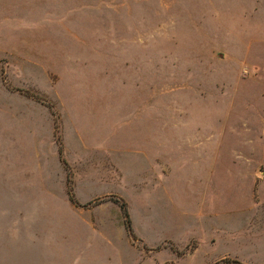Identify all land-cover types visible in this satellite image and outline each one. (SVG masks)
I'll return each mask as SVG.
<instances>
[{
  "label": "rangeland",
  "instance_id": "374dc122",
  "mask_svg": "<svg viewBox=\"0 0 264 264\" xmlns=\"http://www.w3.org/2000/svg\"><path fill=\"white\" fill-rule=\"evenodd\" d=\"M232 1L252 4L228 5ZM258 1L0 0V264H98L110 247L97 225L74 233L68 207L92 219L112 217L124 257L118 264H264V21ZM69 116L87 129L79 138L103 153L118 143L124 164L131 168L136 160L144 170L149 164L136 155L135 144L152 143L147 123L153 119L155 145L170 142L172 164L177 158L213 161V178L199 190L189 171L178 177L164 166L166 177L157 173L158 159L151 194L138 197L127 185L122 195L126 184L113 180V162L100 168L94 157L95 181L82 189L76 181L82 171L69 158L77 154L69 149ZM4 149L17 155L7 164ZM38 150L44 153L41 170ZM107 171L112 180L105 179ZM60 173L65 181L51 184L62 188L64 199L56 204L47 193L38 197L52 188L45 177ZM173 184L174 191L167 189ZM19 189L22 196L14 199ZM82 192L99 195H76ZM165 193L177 200L165 204L172 219L194 227L195 237L171 230L150 240L141 217L132 227L138 202L160 211ZM197 209L202 220L191 215ZM162 213L154 215L161 224ZM211 224L213 237L197 229Z\"/></svg>",
  "mask_w": 264,
  "mask_h": 264
},
{
  "label": "crops",
  "instance_id": "0c3cea01",
  "mask_svg": "<svg viewBox=\"0 0 264 264\" xmlns=\"http://www.w3.org/2000/svg\"><path fill=\"white\" fill-rule=\"evenodd\" d=\"M231 4L232 5H235V4H239V5L250 4L251 5L252 3H247V2L244 3L243 1L242 2L232 1L228 5H231ZM258 5H259V16H260L259 20L261 22H263L264 21V0H259ZM263 32H264V28L261 27V35L263 34ZM263 37H264V35L262 36V40L259 42L260 50L262 53H264V50H263L264 38ZM70 112H72V108L69 109V113ZM69 118L72 122L71 130H72V133L74 134V137L72 138L73 141L72 140H71L72 142L70 141L71 146L69 149H76L75 154L77 153L75 156L74 155L69 156V158H70L72 164L78 165L80 167L79 170L82 171L81 172L82 176L78 177L79 179L76 180L80 184V186L82 185V189L84 187H86V189H88L90 187L89 183L95 181L90 176V171H91L90 167L92 165L91 162H92L94 157H99V159L101 160L100 164L98 163L100 168L102 165H105L106 161H108V160L113 162V164L115 166V171H116V174H114L115 179L113 178V180H116L117 182H119L118 183L119 186L126 184L125 187L123 186L124 187L123 192L122 193L118 192L122 195H124V193H127L124 191L125 190L128 191L127 185H129L131 187V189H133L135 191L134 194H136V196L141 197V195L144 192L147 193L149 196V194H151L150 191L154 187L153 178H154L155 173H154V169H153V161H157L158 159H159V162L161 161L163 164L160 165V163H159L157 173H159V174L161 173L163 177H166L164 174V171H165L164 166L172 169L173 171L175 170V172H173L172 175L175 174L178 177L183 175L187 171H189L196 180L195 184L198 183V186L200 187L199 190L204 191V188L207 187V183L213 178L212 177L213 168H214L213 161H211L209 163H204V160L197 159V161L195 160V162L193 161L190 164H186V163H184L185 160H183V162H181L180 158L179 159L177 158L176 163H173L174 164L173 165L172 160H171V153H170V148H171L170 142L163 141L162 143H158L157 145H155V142H154V126H153L154 121H153V119L152 120L148 119L149 121L147 123L148 131L150 129V131L153 135L152 143L151 144H140V146L135 144V147H137V149H138V150H135L136 155L137 156L140 155L139 157L146 160L147 164H149L147 166L146 170H144V169H141V167H138V163L135 160V158H133V157H132L133 161L134 160L135 161L131 165V168H128L124 164L123 160L125 159V157H122V159L119 158L120 154H122V152L118 151V148H117L119 146L118 143H115L114 147L105 148L104 150H106L107 152H104V153L101 151L99 152L96 147L93 148L90 144L91 142H87L82 137L79 138V136H77V134L78 133L80 134V132L86 133L87 129H85V127H82L80 125L75 124L73 116H69ZM66 132L69 133L70 131H66ZM131 134H133L135 136V132H132ZM67 138H69V137H67ZM160 146H162V148H160ZM9 150L10 149H8V150L4 149L3 150V159L5 158L4 164L12 162L13 161L12 157L16 158V156H17V155L12 156L11 151L9 152ZM16 150H18V153L23 154L20 147H18ZM65 151H66V154L67 153H68V155L70 154V152H68L67 147H65ZM5 152L10 153V157L5 155ZM34 155L36 156V158L38 157V159H41L38 162L39 170H41V167H43L42 162L44 160V153H43V151L38 150V155L37 154H34ZM187 157H189V156L187 155ZM56 158L58 159V155L56 156V154H55V157L53 158V160H55ZM173 160H175V158ZM6 161H8V162H6ZM186 161H187V159H186ZM55 163H58V165H55V166H58V167L60 166L59 161H56V162L54 161L52 164H55ZM75 163H77V164H75ZM216 165H217V163H216ZM171 166H174V169ZM176 167H177V169H176ZM107 172H104V174L106 176L105 179H111L112 180V176H110L109 172L107 175ZM129 172H132L133 177H131V178L128 177ZM60 174H61V178L55 177V174L53 177H51V176L45 177V180L50 182V185H52L51 186L52 188H50L48 190H43V189L39 190L40 192L38 190H36L33 192V194L36 195L37 191H38V197H41L42 194L47 193V194L51 195V197L54 199L53 201L56 202V204L58 202L62 201V199H64V197H65V193L63 192L62 188L61 187L58 188V186L55 185V183L51 184L53 182H59L60 181L61 183H63L65 181L66 174H64V173H60ZM169 176L171 177V173ZM100 177H101V174L98 175L97 181L102 180V178L100 179ZM8 180H11L10 176H9ZM4 181H6V180H4ZM50 185H48V187ZM62 185H64V184H62ZM172 186H174V184L167 187V189L170 190V188H171L172 191H174L176 188H173ZM177 190H179V188ZM3 192H5V191H3ZM6 192H9L8 197L12 196L10 191H6ZM85 192H87V191H85ZM105 192H106V189L103 193H105ZM180 192H179V194H180ZM20 193H21V189H19L18 193L16 195H13L12 197L14 199L20 198L22 196V195H20ZM33 194L31 193L29 196L32 197ZM176 194H178V193H176ZM76 195L80 196V197L91 198V197H97L99 195V193L95 194L93 196L89 195V193H83V192L78 193ZM166 195H167V197H166L167 203L165 202L166 200L163 201L164 206H163V208H161L162 211L161 210L158 211L159 206L158 207L155 206V208H154V206H152L151 203L141 205V203L138 202V208L135 209V213H137L136 217H134V216L131 217V213H130V218L132 221V227H134L135 222L139 223V220L142 218V220L144 221V222L142 221V223H144V225H145L144 229L150 231L149 232L150 233L149 238H151L150 240H153L154 238L157 239L158 237H161V238L164 237L165 238V237H167L168 233L170 235L171 230H174L176 234H180L184 238L185 237H189V238L195 237L196 231H195L194 227H192V226L187 227V224L183 223L184 220L182 222L183 224H181V223L177 224L176 221H174V219H172L171 208L167 207L165 204H167L168 206H171L172 204H174V200H175V202L177 200L175 198H172L171 194L170 195L166 194ZM55 199L56 200L59 199V201H55ZM150 199H152V197H150ZM184 201H186V203ZM184 201L181 202V205L187 204L188 200L185 199ZM141 202L144 203L143 201H141ZM177 204H178V202H177ZM73 208L68 207V211L73 215V218H74V221L71 223V227L73 229L72 231L74 233L76 232L77 234H82L85 230H87V228H90V227L93 228V227H95V225H97L98 230L101 232V235L104 237V239H103L105 241L104 246L110 247L109 249L104 250V253L102 254L101 258L99 259L98 264H118V263H121V261L123 262L124 257H122V255H120L121 241L117 237L116 231L111 230V229H118L117 223L112 222V220H111L112 217H106L105 219H100V218L92 219L91 214L88 213L87 211H84V212L78 211L76 213ZM163 209H164V211H163ZM87 210H89V209L87 208ZM175 210L178 211L179 209H177L175 207ZM156 212L158 213V216L161 214V212H163L162 214H165V217L162 218L163 224H161L158 221V220H161L160 218L156 219V217L154 216L156 214ZM202 212H203L202 209H197V210H195L194 215H193V213L191 215L193 216L194 219H199V218H201L199 216L202 215L201 214ZM7 213H8V218H9V215L12 212H10V210H8ZM18 215H20V214H18ZM182 215L184 216L183 219H185L186 214H182ZM139 217H141V218H139ZM202 219L203 218H201L200 220H202ZM18 220H19V218L16 219V221H18ZM13 221H14V219H13ZM4 222H6V221L4 220ZM27 222H29V221H27ZM35 222L38 223V221H35ZM171 222H173V223H171ZM8 223H9V221H8ZM159 224H161V225H159ZM32 225L35 226V223L34 224L32 223ZM214 226L215 225H213V224L207 225V227H202L200 225V227H198L197 229L199 231L207 232V236L213 237V233L216 230V228ZM106 229H108V230H106ZM18 230L20 231V234H21V232L24 229H22V230L18 229ZM23 232H24V235H26V230H24ZM30 232H31V230H30ZM37 232H38V229H35L34 233H37ZM29 234H31V233H29ZM77 242L78 241H76V243ZM109 252H110L111 256L108 255ZM114 255H116V257Z\"/></svg>",
  "mask_w": 264,
  "mask_h": 264
}]
</instances>
